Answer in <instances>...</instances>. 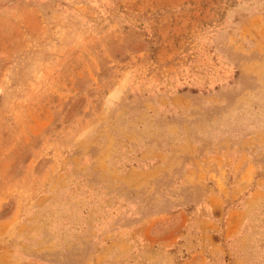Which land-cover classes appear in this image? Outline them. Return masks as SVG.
<instances>
[{"label":"rangeland","instance_id":"rangeland-1","mask_svg":"<svg viewBox=\"0 0 264 264\" xmlns=\"http://www.w3.org/2000/svg\"><path fill=\"white\" fill-rule=\"evenodd\" d=\"M0 264H264V0H0Z\"/></svg>","mask_w":264,"mask_h":264}]
</instances>
